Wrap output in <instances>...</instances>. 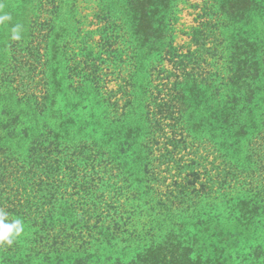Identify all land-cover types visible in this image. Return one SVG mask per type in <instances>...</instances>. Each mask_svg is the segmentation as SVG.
Instances as JSON below:
<instances>
[{
	"label": "trees",
	"instance_id": "trees-1",
	"mask_svg": "<svg viewBox=\"0 0 264 264\" xmlns=\"http://www.w3.org/2000/svg\"><path fill=\"white\" fill-rule=\"evenodd\" d=\"M46 1L34 102L0 105V209L25 223L0 264H264V0L183 28L180 0H92L86 40L79 0Z\"/></svg>",
	"mask_w": 264,
	"mask_h": 264
},
{
	"label": "rangeland",
	"instance_id": "rangeland-1",
	"mask_svg": "<svg viewBox=\"0 0 264 264\" xmlns=\"http://www.w3.org/2000/svg\"><path fill=\"white\" fill-rule=\"evenodd\" d=\"M65 1V0H63ZM82 8L79 15L75 20L71 17L68 18V26L72 33H75L78 28H81V39H87L89 34L86 32L96 29L95 26L90 27V23L94 22L92 18L91 1L85 3L86 0H79ZM199 2L200 0H180L178 3L179 13V28H183L182 24L186 26L193 24L195 15L194 11L190 8L191 3ZM44 6L38 8V0H0V15L5 13L11 15L12 20L0 24V105L9 104L10 100H13L15 96L26 95L23 101L18 104L28 106L33 104L34 99L32 91L29 90L31 86H35L38 83V78L35 76L39 73V61L37 60V53L43 52V47L46 44L45 34L47 33V21L53 18V11L55 10V4L51 1L43 0ZM42 4V3H41ZM43 5V4H42ZM39 13H42V18L39 19L40 23L35 22V17ZM40 17V16H39ZM41 23L43 26L40 28ZM20 24L23 26V40L12 41L10 39V29L13 25ZM30 26V28H28ZM180 34V33H179ZM179 45H183L185 37H181L177 41ZM29 45L30 52L23 56L18 49L26 48ZM14 49V55L11 56L10 52ZM17 51V52H16ZM77 51V50H75ZM12 57V58H11ZM11 59V62H10ZM14 61V62H13ZM15 64L17 65L15 67ZM15 67V68H14ZM14 68L13 75H10V70ZM21 110H26V107L21 105H15ZM13 180L15 183L14 190H17L18 198L16 200H22L25 198L26 192V179L24 173L18 171V174L8 181ZM15 179V180H14ZM15 194V195H16Z\"/></svg>",
	"mask_w": 264,
	"mask_h": 264
},
{
	"label": "clouds",
	"instance_id": "clouds-1",
	"mask_svg": "<svg viewBox=\"0 0 264 264\" xmlns=\"http://www.w3.org/2000/svg\"><path fill=\"white\" fill-rule=\"evenodd\" d=\"M11 15H0V24L11 21ZM23 26L15 24L10 29V39L21 41L23 39ZM25 223L22 218H10V214L0 209V246H11L23 234Z\"/></svg>",
	"mask_w": 264,
	"mask_h": 264
}]
</instances>
